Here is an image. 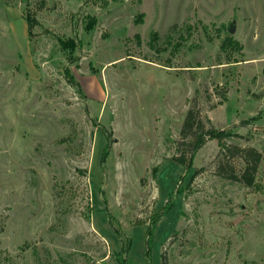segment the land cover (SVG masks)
Listing matches in <instances>:
<instances>
[{
	"label": "rangeland",
	"instance_id": "obj_1",
	"mask_svg": "<svg viewBox=\"0 0 264 264\" xmlns=\"http://www.w3.org/2000/svg\"><path fill=\"white\" fill-rule=\"evenodd\" d=\"M0 264H264V0H0Z\"/></svg>",
	"mask_w": 264,
	"mask_h": 264
},
{
	"label": "trees",
	"instance_id": "obj_2",
	"mask_svg": "<svg viewBox=\"0 0 264 264\" xmlns=\"http://www.w3.org/2000/svg\"><path fill=\"white\" fill-rule=\"evenodd\" d=\"M92 20H94V18H92ZM139 20H140V17H139ZM135 21L137 22L136 19H135ZM60 44L64 48H68V47L74 48L76 46L74 40H72V39H67V40L61 39ZM228 45L230 47L236 49V50H240V48L242 47V45L237 40L232 39V38L228 39ZM190 115H191V112H188L186 120L184 121V124H183L182 131H185L186 129L191 128L192 122L189 121ZM226 135H227V133L221 129L216 130V129L208 128V129L202 131L201 134L192 143L193 147L191 148L189 159H185L184 156L179 155V156H176L177 162H179L181 164H187V166H190L194 151L196 148H198L202 144L204 136H207L208 138L213 139V138H222L223 136H226ZM107 137L109 138V135H107ZM108 154H109V143H105V145L103 147L101 161H104L105 158L108 156ZM243 177L245 178L247 185L252 183L253 178L250 174L244 172ZM113 230H114V232L118 233L117 229L113 228ZM148 232H150V230Z\"/></svg>",
	"mask_w": 264,
	"mask_h": 264
},
{
	"label": "water",
	"instance_id": "obj_3",
	"mask_svg": "<svg viewBox=\"0 0 264 264\" xmlns=\"http://www.w3.org/2000/svg\"><path fill=\"white\" fill-rule=\"evenodd\" d=\"M233 29H230V31H232Z\"/></svg>",
	"mask_w": 264,
	"mask_h": 264
}]
</instances>
